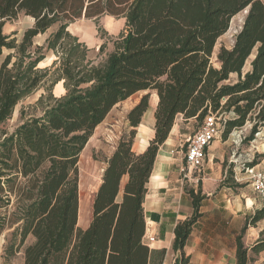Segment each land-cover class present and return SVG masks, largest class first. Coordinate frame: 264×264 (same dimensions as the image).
<instances>
[{"label": "trees", "instance_id": "trees-1", "mask_svg": "<svg viewBox=\"0 0 264 264\" xmlns=\"http://www.w3.org/2000/svg\"><path fill=\"white\" fill-rule=\"evenodd\" d=\"M245 9L233 46H221L213 66L217 40ZM105 12L125 18L126 34L95 63L67 27L82 15L96 20ZM20 13L34 23L16 42L3 26ZM55 23L45 45L33 48V39ZM3 49L12 52L0 64V230L14 227L19 245L32 239L24 248V264H163L165 250L143 242L142 205L156 154L177 115L201 123L209 114L230 113L233 117L220 124L222 139L250 123L246 143L264 126L262 0H0V55ZM48 51L55 60L40 68ZM98 51L103 53V44ZM247 61L250 68L244 71ZM233 74L236 80L230 81ZM58 82L65 92L55 97ZM39 89L44 92L34 111L22 109L21 123L4 130L17 104ZM149 90L158 98L154 137L143 153L132 151L147 93L127 113L130 129L106 160L89 225L82 230L77 226L80 154L118 103ZM190 196L193 214L174 228L172 248L180 257L173 264H187L183 248L200 217L203 196ZM263 218L264 206L236 237V264L253 263L264 251V231L250 248L241 241L248 225Z\"/></svg>", "mask_w": 264, "mask_h": 264}, {"label": "crops", "instance_id": "crops-1", "mask_svg": "<svg viewBox=\"0 0 264 264\" xmlns=\"http://www.w3.org/2000/svg\"><path fill=\"white\" fill-rule=\"evenodd\" d=\"M157 102L155 93L149 99L148 108L140 124L134 129L135 137L131 149L135 154L143 153L154 137V112ZM179 116L180 119H175L169 135L158 149L146 184L142 205L145 222L143 242L151 250H165L163 264H173L180 257V252H175L172 248L174 228L193 214L190 192L200 193L203 196L199 208L200 217L192 226L183 248L187 264H236V237L246 220L264 206V200L255 195L242 169L245 160H250L261 169L264 168V140L258 142L264 136V126L256 134V138L247 142L238 154L239 147L233 145L232 134L226 140L215 139L207 149L203 167L194 170L185 165L182 146L194 133V130H189V124L195 119L186 120ZM106 118L95 128L86 146L92 147L95 144L97 137L104 130ZM117 128L114 135H104L107 144H97L99 153L104 158L103 170L120 137L130 129L126 119L123 131ZM246 129L244 128L245 131ZM259 159L261 161L256 163ZM123 181H126V177ZM100 183L101 179L97 186ZM89 222V215L80 218L79 206L78 228L86 229ZM262 231L264 218L255 225H248L241 238L243 245L250 248ZM147 237H153V242L146 243ZM263 254L264 251L249 264H261L264 261Z\"/></svg>", "mask_w": 264, "mask_h": 264}, {"label": "rangeland", "instance_id": "rangeland-1", "mask_svg": "<svg viewBox=\"0 0 264 264\" xmlns=\"http://www.w3.org/2000/svg\"><path fill=\"white\" fill-rule=\"evenodd\" d=\"M264 3V0H262ZM246 11H242L235 15L230 22L229 29L225 34H223L216 42L214 48V54L211 56V63L213 66H218L217 62V53L221 46L230 49L233 46L234 38L236 34L240 31L243 20L245 18ZM34 19L30 16H25L23 13H20L15 20L5 22L3 26V33L7 35H12L13 38L16 39V42L21 40L23 32L31 25H33ZM58 23L52 25L44 34H40L33 39V48L36 46H44L45 39L49 35V33L54 32ZM67 30L74 36L78 38L80 42H83L86 47L89 49L87 58L89 60L92 59L93 62L97 63L101 61L106 53H109L114 48V42L118 40L122 35L126 34L125 27V18L121 16L110 15L108 12H105L101 16H99L96 20L94 18H85L82 15L80 18L74 20L67 27ZM104 46V51L102 54L99 53V46ZM12 51L3 49L2 54L0 55V61ZM44 60L43 63L39 64L40 68L51 67L53 61L55 60V56L52 51L44 52ZM51 68V71L54 69ZM250 68L249 61L246 62L244 71H247ZM236 80V75L233 74L230 76V81ZM61 82H58L52 88V94L55 97H59L64 94L65 90L63 86L61 87ZM44 92L43 89H39L34 94L20 101L15 107L11 117L3 124L2 128L7 132L13 131V129L21 123L20 120V111L23 109L25 113H32L33 105L40 96ZM149 95V99L156 93L154 90L137 92L127 98L126 100L118 103L112 111H110L108 117L106 118L104 130L97 137V141L92 147L86 146L80 154L79 162H78V173H79V206H80V218L82 217H90L91 214V202L94 194L96 193L99 186L98 181L101 179L103 169H102V161H104L103 156L99 153V149L97 144L104 143V135L106 134L114 135L116 133L115 129L119 127L122 131L125 125V119L129 109L138 102L142 96L145 94ZM217 121L219 125L221 122L232 118V114L218 112L216 115ZM175 119H180V116L177 115ZM127 121V120H126ZM128 123V122H127ZM175 123V122H174ZM200 123L195 119L190 122L189 130L195 131L198 128ZM251 124H246L245 136H248L250 131ZM221 129V125H220ZM244 129V128H243ZM261 130V129H260ZM112 132V133H111ZM221 132V130H220ZM217 138L222 139L221 135ZM126 134V132H125ZM216 138V139H217ZM229 138V136H228ZM256 136H254V139ZM264 140V136L261 137V142ZM246 146V142L242 141L239 149L237 150V154L241 152V149ZM186 147V142L183 144V154ZM264 148V147H263ZM257 159V158H256ZM264 159V158H263ZM184 160V159H183ZM261 159L256 160V163L260 162ZM264 169V168H263ZM90 211V212H89ZM3 210H0V216H2ZM79 216V214H78ZM13 228L4 227L0 230V264H24V248L32 243V239L28 237L22 245H19V237L18 234L13 232ZM264 257V254L262 255Z\"/></svg>", "mask_w": 264, "mask_h": 264}, {"label": "built area", "instance_id": "built-area-1", "mask_svg": "<svg viewBox=\"0 0 264 264\" xmlns=\"http://www.w3.org/2000/svg\"><path fill=\"white\" fill-rule=\"evenodd\" d=\"M220 125L213 114L207 115L198 125L194 133L186 140V147L183 154L185 165L188 168L198 170L203 167L206 158V152L212 142L218 137ZM233 145L240 146L245 138V130L234 131ZM250 160H245L242 169L255 195L264 200V169L256 165H250ZM153 237H147L146 243L153 242Z\"/></svg>", "mask_w": 264, "mask_h": 264}, {"label": "water", "instance_id": "water-1", "mask_svg": "<svg viewBox=\"0 0 264 264\" xmlns=\"http://www.w3.org/2000/svg\"><path fill=\"white\" fill-rule=\"evenodd\" d=\"M247 10H248V9H245V10H244V11H246L245 13H247Z\"/></svg>", "mask_w": 264, "mask_h": 264}]
</instances>
